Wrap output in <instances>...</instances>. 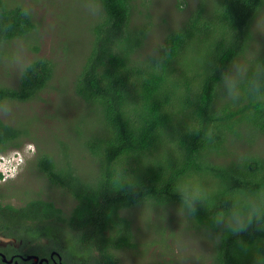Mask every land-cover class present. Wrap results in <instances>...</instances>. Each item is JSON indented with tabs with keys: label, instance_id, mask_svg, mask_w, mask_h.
I'll use <instances>...</instances> for the list:
<instances>
[{
	"label": "trees",
	"instance_id": "obj_1",
	"mask_svg": "<svg viewBox=\"0 0 264 264\" xmlns=\"http://www.w3.org/2000/svg\"><path fill=\"white\" fill-rule=\"evenodd\" d=\"M63 2L54 28L75 22L89 39L72 83L63 92L57 57L70 42L56 41V57L36 56L13 83L0 82V112L47 105L44 97L62 92L68 110L51 118L61 123L56 134L37 114L11 123L0 113V158L34 144L29 172L74 205L65 212L20 193L15 206L0 193V235L57 264H121L118 252L145 250L135 214L164 220L173 211L203 244L194 264H264V214L239 234L214 222L220 212L264 206V0H195L178 20L151 15L157 0ZM37 29L29 7L0 0V65L5 45ZM253 68L258 85L229 96L225 74L240 69L246 81ZM86 161L93 171L79 168ZM172 245L164 242L163 256L175 254Z\"/></svg>",
	"mask_w": 264,
	"mask_h": 264
},
{
	"label": "rangeland",
	"instance_id": "obj_2",
	"mask_svg": "<svg viewBox=\"0 0 264 264\" xmlns=\"http://www.w3.org/2000/svg\"><path fill=\"white\" fill-rule=\"evenodd\" d=\"M64 1V0H63ZM62 0H8L11 5L23 4L25 7H29V10L34 13V17L38 23V29L28 38L16 40L11 42L9 45L3 47L4 56L0 65V82L2 84H11L14 82V78L20 74V68L26 65L30 60L36 58V56H48L56 57L55 53L58 51V47H55L56 41L63 42V40L68 44V49L61 57H57L58 66H60L64 71L62 76V87L63 92L66 87L70 85L74 79V76L80 66V62L85 59L88 48V36L87 30L85 28H78L75 22L71 24L64 25L62 28H54V22L57 19L56 13L64 12ZM158 10L152 8L150 10L151 15L156 17H161V12L167 14L170 18L180 19L186 13H190L196 5L195 0H157ZM179 4V5H178ZM72 10L76 9L75 5H70ZM157 10V11H156ZM74 20V19H73ZM41 26H40V25ZM158 35V34H154ZM159 39L158 36H156ZM69 39V41H68ZM37 45L39 51L33 50V46ZM57 53V52H56ZM60 53V51L58 52ZM50 95L47 98L44 97L45 101H49L46 105L45 103L39 102L38 105L30 104H18L6 106V112L3 111V116H7L8 120L12 123L14 115L17 114L18 120L31 122L37 114L39 118H46V124L52 125L54 128V134L59 130L60 121L56 119H61L65 115V111L68 110L67 99L62 97V94ZM1 116H2V112ZM2 116V117H3ZM34 116V117H33ZM55 116V120L51 119ZM45 119V120H46ZM30 120V121H28ZM54 121V122H53ZM39 131V140L42 141L43 137L41 134H45L44 130ZM36 129V130H37ZM63 131V128H61ZM51 133L50 145H53L55 136ZM12 152V151H11ZM36 153V146L32 143H27L23 146V150L4 156L6 158H0V175H3L0 179V193L3 194L4 202L11 203L15 206L22 205V199L25 197L21 194H27V198L40 197L43 199H50L55 201L56 206L62 208L65 212H69L73 205L74 200L69 196L61 193L57 189L40 185L41 182L34 178V175L29 172V164L33 161L30 157ZM83 157L82 153L78 154ZM29 158L28 160L26 159ZM9 159V160H8ZM78 157H75V161ZM81 170L86 172H91L95 169V165L86 161L85 163L78 164ZM21 193V194H20ZM170 216L165 217L164 220L160 218L153 211H146L144 213L135 214V219L137 223L135 227L138 228V234L140 237L139 242L144 246H138L140 254H136L131 251L118 252V257L121 264H194L197 260V255L200 254V249L203 244H199V236L193 233H186L182 226L177 225V220L175 217L177 214L171 211ZM163 233V234H162ZM180 234L178 239H175L174 235ZM173 242V249H175V254L164 255L162 251V245L166 241ZM177 241V244L175 243ZM203 249V248H202ZM179 253V254H177ZM161 254V255H160ZM171 256L184 257L186 260L179 261L171 258Z\"/></svg>",
	"mask_w": 264,
	"mask_h": 264
},
{
	"label": "clouds",
	"instance_id": "obj_3",
	"mask_svg": "<svg viewBox=\"0 0 264 264\" xmlns=\"http://www.w3.org/2000/svg\"><path fill=\"white\" fill-rule=\"evenodd\" d=\"M245 71H248V69ZM250 71L251 76L246 81L239 75L240 69L236 70V75L229 73L225 74L223 84L226 87L229 96H238L249 87L258 85L256 76L259 69L253 68ZM2 176H4V174ZM237 199H243L242 195H238ZM262 201H264V197H262ZM186 203H188L187 200ZM189 207H191L190 204ZM262 214H264V206L256 204H252L250 206L245 205L244 207L234 208L229 212L218 213L214 218V222L217 225H225L234 234H239L246 231L252 224L253 220L259 219Z\"/></svg>",
	"mask_w": 264,
	"mask_h": 264
},
{
	"label": "flooded vegetation",
	"instance_id": "obj_4",
	"mask_svg": "<svg viewBox=\"0 0 264 264\" xmlns=\"http://www.w3.org/2000/svg\"><path fill=\"white\" fill-rule=\"evenodd\" d=\"M29 249L23 246L21 241L17 242V240L12 237L5 238L0 235V258L3 261L2 257L4 256L8 262H11H6V264H33V260L26 261V259L31 256L37 257L39 261L45 260L41 264H57L51 256L47 259L44 256L31 253ZM37 264H40V262Z\"/></svg>",
	"mask_w": 264,
	"mask_h": 264
},
{
	"label": "water",
	"instance_id": "obj_5",
	"mask_svg": "<svg viewBox=\"0 0 264 264\" xmlns=\"http://www.w3.org/2000/svg\"><path fill=\"white\" fill-rule=\"evenodd\" d=\"M2 259H3V262H4V263H6V262H7V263H11V262H8L4 256L2 257ZM29 260H33V264H37V263H39V262H40V264H41L43 261H45V260H41V261H39V259H38L37 257H33V256L28 257V258L26 259V261H29Z\"/></svg>",
	"mask_w": 264,
	"mask_h": 264
}]
</instances>
